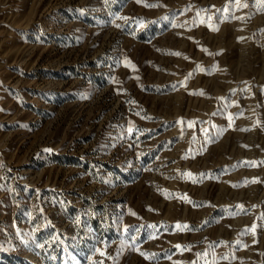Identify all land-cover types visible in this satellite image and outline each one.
<instances>
[{
  "label": "rangeland",
  "instance_id": "rangeland-1",
  "mask_svg": "<svg viewBox=\"0 0 264 264\" xmlns=\"http://www.w3.org/2000/svg\"><path fill=\"white\" fill-rule=\"evenodd\" d=\"M0 264H264V0H0Z\"/></svg>",
  "mask_w": 264,
  "mask_h": 264
},
{
  "label": "snow or ice",
  "instance_id": "snow-or-ice-1",
  "mask_svg": "<svg viewBox=\"0 0 264 264\" xmlns=\"http://www.w3.org/2000/svg\"><path fill=\"white\" fill-rule=\"evenodd\" d=\"M176 55H179V53H175Z\"/></svg>",
  "mask_w": 264,
  "mask_h": 264
}]
</instances>
